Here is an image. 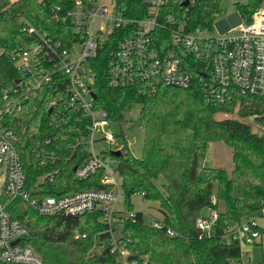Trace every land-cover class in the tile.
Masks as SVG:
<instances>
[{
  "label": "trees",
  "instance_id": "trees-1",
  "mask_svg": "<svg viewBox=\"0 0 264 264\" xmlns=\"http://www.w3.org/2000/svg\"><path fill=\"white\" fill-rule=\"evenodd\" d=\"M58 1L0 0V50L22 47L21 41L27 40L21 31L22 20L47 30L60 28L51 22L52 8ZM118 1L125 4L126 0ZM184 1L170 0L163 12L184 20L188 30L213 33L215 22L226 16L221 9L223 0H189L190 4L182 7ZM263 4L264 0H247L237 11L249 22ZM109 51L96 59L97 105L109 112L112 122L121 125L126 114L141 104L139 122L145 133L141 159L127 146L121 156L116 152L105 156L124 175L127 197L144 192L146 200L159 203L158 214L167 228L176 232L169 238L146 225L145 215L138 211L134 220L123 225V235L132 239L131 254L141 264H243L238 246L224 243L223 235L228 225L240 223L264 205V136L254 134L242 121L218 120L216 116L237 111L241 118L255 116L264 124V96L239 95L233 103L221 104L208 101L198 87L112 89L105 75ZM22 77L6 52L1 54L0 101L5 90ZM55 98L48 84L37 94L30 93L20 111L3 119L17 137L27 187L33 193L39 188L46 195L108 187L100 181L101 172L86 180L75 177V168L89 155L77 144L80 136L87 134L89 122L81 112L70 111L59 127L51 126L55 109L49 107ZM214 142L233 150L235 168L231 174L205 165L208 145ZM42 153L47 159L45 165H41ZM51 173L53 180L47 178ZM42 178L43 183L36 186ZM209 206L219 209L218 224L211 238L200 239L196 221ZM9 208L13 217L32 230L28 243L41 254L44 264H119L117 255L105 247L110 234L99 222V213L41 217L20 200L11 202ZM76 229L86 238L77 239Z\"/></svg>",
  "mask_w": 264,
  "mask_h": 264
},
{
  "label": "built area",
  "instance_id": "built-area-1",
  "mask_svg": "<svg viewBox=\"0 0 264 264\" xmlns=\"http://www.w3.org/2000/svg\"><path fill=\"white\" fill-rule=\"evenodd\" d=\"M169 1L126 0L124 4L115 0V5L109 8L103 0H59L52 8L51 22L60 28L47 30L22 20L21 31L27 39L21 41L22 47L0 50V55L6 52L23 74L5 90L0 101V175H5L0 192V261L44 264L41 254L28 243L32 230L13 217L9 208L11 202L20 200L41 217L99 213V222L107 226L106 233L110 234L104 243L107 250L117 255L119 264H141L131 254L132 239L123 235V225L134 220L138 213L132 197H144V192L127 197L124 175L105 156L122 152L128 147L127 138L125 135L122 141L119 132L113 130L119 124L112 122L109 112L97 105L96 59L108 48L105 75L112 89L198 87L208 101L221 104L233 103L239 95L264 96V4L251 21L243 18L240 26L215 37L208 35L212 33L188 30L184 20L164 13ZM48 84L56 97L49 107L55 109L51 113V126L59 127L70 111L81 112L89 122L87 134L81 135L77 142L89 155L76 168L75 177L86 180L101 172L100 181L108 187L62 195H46L39 188V192L33 193L27 187L17 137L3 119L20 111L30 93L37 94ZM100 143L107 149L97 151L96 145ZM39 157L41 165H45L44 153ZM47 178L53 180L54 174H48ZM213 202H217L216 196ZM204 210L196 221L200 239L213 236L220 214L217 207ZM148 216L151 221L145 222L146 225L169 238L176 236L160 215ZM74 235L77 239L86 238L78 229ZM263 237L264 205L243 217L240 223L228 225L223 241L237 245L242 263L249 264L248 248L260 244Z\"/></svg>",
  "mask_w": 264,
  "mask_h": 264
},
{
  "label": "rangeland",
  "instance_id": "rangeland-1",
  "mask_svg": "<svg viewBox=\"0 0 264 264\" xmlns=\"http://www.w3.org/2000/svg\"><path fill=\"white\" fill-rule=\"evenodd\" d=\"M11 1L15 2L17 0ZM246 2L247 0H223L221 9L226 13V15H228L236 11L239 5H244ZM103 3L109 8H112L115 5V0H103ZM208 35L218 37L219 34L217 32H213L212 34ZM141 109L142 105L136 104L133 109L126 114L125 121L121 124L127 138L129 151L135 158L138 159H141L143 155L145 133L144 127L139 122ZM216 118L218 120L234 119L242 121L251 127V130L254 134H257L258 136H264V125L255 116L241 118L239 113L235 111L231 114L219 113ZM119 126L120 125H117L113 128L115 133L119 132ZM96 149L97 151L106 150L107 146L100 143L96 145ZM205 165L209 168L227 170V172L231 174L235 168L233 162V150L221 142L210 143L207 149ZM4 180L5 175L2 173L0 175V192L4 185ZM132 203L137 211H141V213L145 214V221L147 223L151 221V217L148 215L159 216L157 210L159 203L156 201L146 200L143 195H135L132 197ZM221 206L224 209V205ZM248 249H250L251 257L249 264H264V238L259 246H253Z\"/></svg>",
  "mask_w": 264,
  "mask_h": 264
},
{
  "label": "water",
  "instance_id": "water-1",
  "mask_svg": "<svg viewBox=\"0 0 264 264\" xmlns=\"http://www.w3.org/2000/svg\"><path fill=\"white\" fill-rule=\"evenodd\" d=\"M189 4H190V1L186 0L181 4V6L186 7ZM242 23H243V17L240 14V12L236 10V11L226 15L224 18H221L218 21H216L214 24V28L219 35H224V34L228 33L231 29H234V28L240 26ZM50 112H51V110H50ZM119 134H120V138L124 142L126 138H125L123 127L121 125L119 126ZM116 154L118 156H121L123 153L121 151H117ZM75 170H76V168H75ZM16 243L17 242H15L14 244H16Z\"/></svg>",
  "mask_w": 264,
  "mask_h": 264
},
{
  "label": "crops",
  "instance_id": "crops-1",
  "mask_svg": "<svg viewBox=\"0 0 264 264\" xmlns=\"http://www.w3.org/2000/svg\"><path fill=\"white\" fill-rule=\"evenodd\" d=\"M264 238V237H263ZM260 244L256 245V246H259Z\"/></svg>",
  "mask_w": 264,
  "mask_h": 264
}]
</instances>
